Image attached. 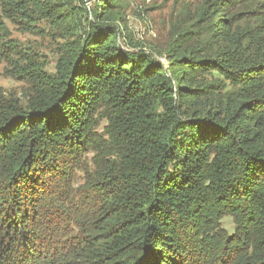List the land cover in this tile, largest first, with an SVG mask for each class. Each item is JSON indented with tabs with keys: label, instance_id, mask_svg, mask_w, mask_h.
<instances>
[{
	"label": "trees",
	"instance_id": "obj_1",
	"mask_svg": "<svg viewBox=\"0 0 264 264\" xmlns=\"http://www.w3.org/2000/svg\"><path fill=\"white\" fill-rule=\"evenodd\" d=\"M93 1L89 18L70 0H0V59L31 83L25 105L0 97V264H264V0H204L207 47L175 40L166 65L117 45L126 0ZM16 17L67 39L55 77L10 38ZM97 116L120 147L77 214L81 192L68 209L54 185L96 148Z\"/></svg>",
	"mask_w": 264,
	"mask_h": 264
},
{
	"label": "rangeland",
	"instance_id": "obj_2",
	"mask_svg": "<svg viewBox=\"0 0 264 264\" xmlns=\"http://www.w3.org/2000/svg\"><path fill=\"white\" fill-rule=\"evenodd\" d=\"M70 1L73 8L82 11L83 14H85L83 11L85 9L87 17L91 18L93 0ZM203 2L204 0H126L121 10L123 21L114 22V28L117 30V45L123 50L143 51L163 65L167 64L166 55L175 40L180 42L175 44L184 48L191 46L200 50L202 47H207V37L202 35L203 32L199 28L192 27L193 18L199 14ZM81 20L85 21V15L81 16ZM4 21L9 30L10 38L20 53L41 67L43 73L55 77L58 74L57 61L68 55L64 49V47L69 46L67 39L62 40L58 31L42 21L34 20L31 22L32 26H29L19 17ZM89 21L92 24L94 22L93 19ZM87 22L86 20L85 23L87 24ZM183 32L190 33L186 37V39L190 38V41L183 39L184 42H182V39L177 36L178 33ZM17 60V58L12 61L0 59V97L4 101L17 99L25 105L26 95L31 90V83L28 79L18 75L19 73L13 65ZM210 80L215 83L218 81L215 76H212L208 81ZM106 124L107 121L102 116L95 118L91 132L95 138V143H97L96 148L83 154L80 160L75 161L77 163L71 161L69 166L72 175L71 181L54 185L58 188L56 193L65 198L68 209L70 200H73L74 195L79 194V191L81 192L82 196L79 197L78 208H73L77 214H85L94 208L92 204L95 203V199L84 192L83 185L89 181L97 182L99 180L101 170L106 163L114 162L115 156L112 155L114 147H116V151L120 147L118 138H116V142H112L108 138ZM88 179L90 180L88 181ZM44 189L47 191L48 187L46 186ZM71 205L73 204L71 203ZM85 205L87 209H85ZM89 213L88 218H91V212ZM53 220L56 221V218L54 217ZM51 227L48 233H52L53 229L56 232L57 230H61L62 233L65 231V227L60 221L53 222ZM222 227L227 233H232L233 224L230 217L222 220Z\"/></svg>",
	"mask_w": 264,
	"mask_h": 264
}]
</instances>
